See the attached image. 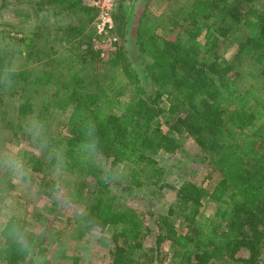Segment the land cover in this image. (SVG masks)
I'll return each mask as SVG.
<instances>
[{"label": "trees", "instance_id": "16d2710c", "mask_svg": "<svg viewBox=\"0 0 264 264\" xmlns=\"http://www.w3.org/2000/svg\"><path fill=\"white\" fill-rule=\"evenodd\" d=\"M16 1L28 12L17 21V29L12 24L0 29V43L14 42L17 57L24 60L12 90L0 92V105L2 97L16 95L18 122L38 116L49 123L53 114L67 113L64 134L53 138L67 146L71 157V148L80 138L73 110L92 115L104 112L98 131L105 153L121 165L124 182L133 187L158 185L162 170L154 157L181 150L175 134L182 128L217 175L208 188L181 183L164 214L147 211L150 225H145L134 210L114 203L115 193L98 172L73 161L70 172L90 178L96 187L86 207L109 234V264H141L136 252L149 234L152 262L158 259L161 245L168 243L176 264H260L264 13L249 5L255 0H192L167 18L169 33L179 29L172 37L156 33L158 23L150 21L145 7L133 23H127L123 15L118 31L122 43L104 59L91 46L95 39L91 0L89 6L84 0ZM29 19L35 24L26 33L22 25ZM82 22L89 24L86 30ZM240 32L241 40L234 43L233 37ZM46 34L61 48L43 58ZM226 45L235 47L229 58ZM235 71L262 84L237 89L232 82ZM125 95L127 100L122 101ZM163 97L168 102L165 112L160 108ZM164 116L166 131L160 123ZM6 125L20 128L19 123ZM28 153L35 172L45 177L43 158ZM204 201L214 206L209 216L200 215ZM44 242V238L37 241L41 253ZM241 252L246 256L239 257ZM8 264L28 262L12 253Z\"/></svg>", "mask_w": 264, "mask_h": 264}, {"label": "rangeland", "instance_id": "374dc122", "mask_svg": "<svg viewBox=\"0 0 264 264\" xmlns=\"http://www.w3.org/2000/svg\"><path fill=\"white\" fill-rule=\"evenodd\" d=\"M192 0H121L115 10V18L113 20V36L116 38V45H121L122 39L119 37L121 17L125 16V21L133 23L142 8H146V15L150 21L158 23L156 33L172 37L179 30L169 33L166 20L177 11L180 7L187 6ZM0 0V29H5L7 24L15 25L17 21L28 12L26 6L16 0ZM259 13H264V0H255L249 4ZM124 7L126 10L124 11ZM120 10V11H119ZM123 10V11H122ZM119 11V12H118ZM122 11V13H121ZM52 20H50L51 22ZM35 24V23H34ZM33 20L29 19L22 25L27 33L34 26ZM44 24L46 22L44 21ZM33 25V26H32ZM82 29L86 30L89 24L82 22ZM117 27V31H116ZM242 33H238L233 37L234 43L241 40ZM94 41L91 46L93 48ZM225 54L229 58L234 52L235 47L231 45L225 46ZM61 48V44L53 40L52 36L46 34V40L41 45L43 50V58H46L49 52L53 54ZM48 52V53H47ZM23 56L17 57L18 66L23 64ZM44 62V61H43ZM252 73L255 69L252 66L245 65ZM232 82L237 89L243 90L251 84H262L258 78L252 79L243 74L234 72L232 74ZM128 96L121 97L122 101H126ZM3 104L0 105V134H6L7 138L19 143L26 152H31L28 141L23 134L22 122H18L17 113V96L2 97ZM168 106L167 100L163 97L160 102L162 111H166ZM67 113H55L49 120V128L53 137L63 135L62 126L65 122ZM166 115V114H165ZM160 117L161 129L166 131V120L168 118ZM6 123L12 125L20 124V128L12 130ZM176 138L181 145V150L171 155L158 153L154 159L157 165L161 168L162 173L160 182L157 186L142 185L133 187L125 183L123 176L121 179L109 184V188L115 193L114 203L124 208H130L136 212L139 218L150 225V219L147 216V211L154 214H164L166 209L173 203L174 190L183 182H191L200 187H210L217 180L216 173L211 169L208 160L198 147L189 137L186 132L179 128ZM47 172V171H46ZM38 179L42 185L48 181L47 176L38 175ZM66 182L72 188L76 198L80 203L87 206L94 198L95 185L90 178L79 177L76 173L70 172L65 178ZM20 206L25 211V219L29 225L34 226V237L38 241L41 238L45 239L43 244L45 250L42 254H46V264H109L107 258V250L109 247V234L104 231V235L94 242L89 240L79 228L71 215L67 214L54 201L34 202L31 198L20 194L18 196ZM213 204L204 201L200 208V215L209 216L213 212ZM152 236L149 234L143 240L141 250L136 252L141 264H176V260L172 259L171 253L173 247L168 243L161 245V252L156 261H150L152 257ZM239 257H245L246 253L241 252ZM75 261V263H74Z\"/></svg>", "mask_w": 264, "mask_h": 264}, {"label": "clouds", "instance_id": "9594fccd", "mask_svg": "<svg viewBox=\"0 0 264 264\" xmlns=\"http://www.w3.org/2000/svg\"><path fill=\"white\" fill-rule=\"evenodd\" d=\"M17 71V46L6 39L0 43V92L12 90ZM105 116L104 112L92 115L85 110H73L80 138L71 148V157L67 146L53 138L46 120L38 116L23 120V134L32 153L42 157L47 165L49 183L46 186L33 168L32 154L6 134H0V264H8L12 253L28 264H46L47 261L34 237V226L26 222L25 211L18 200L20 194L34 202H56L93 242L104 235L100 219L78 201L65 178L75 161L83 169L98 172L105 183L121 179V165L105 153L99 135L98 123Z\"/></svg>", "mask_w": 264, "mask_h": 264}, {"label": "built area", "instance_id": "2783aa9c", "mask_svg": "<svg viewBox=\"0 0 264 264\" xmlns=\"http://www.w3.org/2000/svg\"><path fill=\"white\" fill-rule=\"evenodd\" d=\"M119 0H91V6L95 10L93 20L94 44L93 48L98 56L104 59L114 49L116 38L113 36V15ZM260 264H264V242L263 253Z\"/></svg>", "mask_w": 264, "mask_h": 264}, {"label": "crops", "instance_id": "0c3cea01", "mask_svg": "<svg viewBox=\"0 0 264 264\" xmlns=\"http://www.w3.org/2000/svg\"><path fill=\"white\" fill-rule=\"evenodd\" d=\"M84 2H85L84 5H86V6H89L90 5V0H84Z\"/></svg>", "mask_w": 264, "mask_h": 264}]
</instances>
